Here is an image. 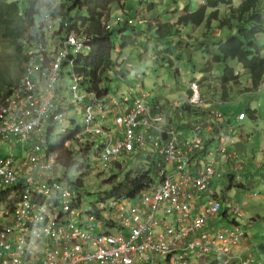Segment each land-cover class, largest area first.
Here are the masks:
<instances>
[{
	"label": "built area",
	"instance_id": "2783aa9c",
	"mask_svg": "<svg viewBox=\"0 0 264 264\" xmlns=\"http://www.w3.org/2000/svg\"><path fill=\"white\" fill-rule=\"evenodd\" d=\"M41 21L53 27L48 15ZM68 26L60 35L49 31L46 43L40 41L27 51L30 58L17 86L0 102V147L27 143L31 148L23 158L13 151L0 156V193L10 192L0 206V264H191L205 262L212 253L246 264L231 249L248 232L210 227L222 210L210 189L212 180L222 176L215 162L200 168L198 175L190 172L192 157L203 148L204 123L191 122L195 136L181 144L179 131L165 124L169 113H155L145 95L123 110L110 94L102 97L83 87L75 61L93 38L77 30L67 32ZM112 27L108 22L106 28ZM66 72L69 96L61 95L67 92L62 76ZM191 89L185 101L201 107L205 97L200 86L194 82ZM74 108L83 115L80 145L89 150L83 171L89 167L91 176L124 169L127 162L121 156L149 151L152 143L159 152L156 182L133 198L105 195L88 209L84 190L63 172L56 151H50L51 125L56 132L60 127L67 131L65 123L72 122L68 114ZM109 109L119 134L105 123ZM199 194L210 196L194 217ZM234 212L243 216L240 208Z\"/></svg>",
	"mask_w": 264,
	"mask_h": 264
},
{
	"label": "rangeland",
	"instance_id": "374dc122",
	"mask_svg": "<svg viewBox=\"0 0 264 264\" xmlns=\"http://www.w3.org/2000/svg\"><path fill=\"white\" fill-rule=\"evenodd\" d=\"M240 1L235 0L234 6L238 7ZM205 2L206 0H121L123 6H118V3L112 4L110 7L112 22L116 24L119 22L122 26L128 23L129 29L123 33L129 45L123 48L118 40V49L114 55L119 63L103 73L101 87L109 89L110 94L120 100L127 97L133 101L134 97L145 95L146 102L151 106L159 103L167 109L178 102L182 104L181 99L188 92V87L193 81L200 86L201 92L206 93L212 81L221 82L229 65L236 70L240 78L239 87L226 104L214 108L230 116L246 111L250 107L257 108L262 104L253 93H245L250 78L248 71L239 62L233 60L229 63L216 62L214 59L216 55H220V43L239 36V21L232 19L230 26H223L221 21L214 19L210 26L207 19L201 26L192 24L173 26L168 30H161L160 26H156L159 21H177L187 6L196 11L201 9ZM227 10H229L227 7L221 9V14H227ZM210 12L211 9L208 11V16ZM259 13L264 17V0L259 6ZM247 26L252 27L251 24ZM216 28L221 29V38H217L220 35L219 31L217 37L213 34ZM258 46L264 54V31L258 36ZM9 54L11 56H5L0 63V81L3 82L2 74L13 69L12 76L5 82L15 84L19 76V67L17 64L13 65L12 50ZM63 85L67 90L63 92L64 96H69L71 79L66 77ZM73 111L69 113V118L76 121V127L82 126V113ZM248 121L253 127L248 147L240 151V159L233 162L231 167L227 163H221L219 170L224 175L222 179L213 181L212 188L222 202L221 214L228 216L227 220H223L224 226L231 228L234 221H237L243 228H253L255 232L264 234V183L260 181L264 179V165L261 169L253 159L254 154L261 156L263 153L260 145L255 142L258 138L259 125H256L249 115ZM72 124L73 121L66 120L65 125L71 127ZM51 126L55 127V125ZM113 129L115 130L116 127ZM59 130L63 131L61 127ZM61 131H57V135ZM115 132L119 134L118 130ZM30 149L27 143H3L0 147V156H6L13 151L17 157L23 158L30 154ZM71 149H77L82 153L81 157L89 154V150L82 149L79 144L71 145ZM243 155L247 158L243 159ZM147 156L146 152L140 151L132 156L125 154L120 159L122 162H127L124 169L115 167L110 173L95 172L90 176L89 167L83 171L77 167H70L67 170L66 166H63V172H68L67 176L71 181L84 177L85 183L81 188L85 192L87 207L91 209V205L103 198L105 191L111 189L112 185L108 181L112 176L117 177L116 182H123L129 173L141 167H148ZM253 179L257 182L253 183ZM136 201L132 200V202ZM237 205L244 210L246 218L241 219L234 214V206ZM229 209L231 212H228ZM257 216H260V219L251 228L247 221ZM216 222L214 225L219 228ZM213 260L214 258L209 256L206 262ZM194 264H204V261Z\"/></svg>",
	"mask_w": 264,
	"mask_h": 264
},
{
	"label": "trees",
	"instance_id": "16d2710c",
	"mask_svg": "<svg viewBox=\"0 0 264 264\" xmlns=\"http://www.w3.org/2000/svg\"><path fill=\"white\" fill-rule=\"evenodd\" d=\"M261 1L241 0L239 6L235 7V0H206L201 9L193 11L187 6L177 21H159L156 26H160L161 30H168L173 26L190 24L201 26L207 19L210 26L214 19L221 21L223 26H230L232 19L239 21V36L220 43V55H216L214 59L216 62L229 63L231 60L239 62L248 71L251 79V85L245 91L253 92L260 89L264 79V54L258 46V36L264 31V17L259 13ZM115 3L123 6L121 0H59L58 2L54 0H0V63L5 56H11L9 51L12 50L13 65L17 64L19 67V76L15 84L5 82L12 76L13 69L2 74L0 102L6 100L17 86L24 63L30 58L27 51L36 49L40 41L46 43L47 34L51 30H55V35H60L66 23L69 24L67 32L77 30L93 38L88 50L78 55L75 61V70L84 80L83 87L97 90L102 97L109 95V89L101 87L103 73L119 63L114 55L118 49V40L123 48L129 45L123 33L129 29L128 23L122 26L119 22L117 24L112 22L110 7ZM225 7L229 10L223 15L221 9ZM209 9L211 12L208 16ZM44 14L51 17L53 21L51 29H48L41 21ZM108 22H112L114 27L107 29ZM249 24L252 27H248ZM217 38H221V35ZM69 74V72L62 73V76L67 77ZM221 81L223 98L227 99L230 96L228 90L230 85H239L240 78L236 70L228 65ZM72 121V126L59 135L56 130L54 132V126L49 129L50 140L55 138L50 144V151H56L59 161L67 167V170L70 167L82 169L89 161L87 156L80 157L82 153H79L77 149H71V145H80L79 134L82 130L81 126L76 127L74 119ZM87 141L90 146H93L92 140ZM147 159L148 167H141L129 173L123 182H116L117 177L112 176L108 181L112 187L109 191H105L104 195L133 198L142 190L151 187L159 175L155 158L148 156ZM84 183L83 177L75 181V184L81 187ZM4 193H0V206L7 203L10 192Z\"/></svg>",
	"mask_w": 264,
	"mask_h": 264
},
{
	"label": "crops",
	"instance_id": "0c3cea01",
	"mask_svg": "<svg viewBox=\"0 0 264 264\" xmlns=\"http://www.w3.org/2000/svg\"><path fill=\"white\" fill-rule=\"evenodd\" d=\"M222 34L221 29H216L213 33L215 36L217 32ZM219 35V36H220ZM69 77V76H67ZM250 78V75H249ZM194 83V82H193ZM214 82L210 83L211 87H214L213 90L210 89L204 94L205 99L201 104V107L198 106H191L185 100L186 96H192V84L188 87V92L182 97L181 102L182 104L176 103L168 107L167 109L163 108L159 103H155V113L162 114L165 112L169 113V123H165L167 126H171L172 128H176L180 134L181 144L185 140L192 139L195 136V132L192 128L189 127L191 122H198L202 121L204 123V143L202 151L192 157L191 165H190V172L193 175H198L200 168L204 167L207 163L214 161L215 167L218 173H221V177H216L212 180L210 184V189L215 194L216 198L219 200L217 193L212 188V183L215 179H222L223 172L219 170V167L222 162L225 164L227 163L229 167H231L233 162H236L240 159V151L246 150L248 147V143L251 140L250 134L253 127L251 123L248 121V115L252 118L256 125H259V133L258 138L255 140L261 147V152L263 153L261 156L254 154L253 159L255 160L256 164L262 169L264 165V79L261 83L260 89L245 93H253L256 95V99H260L262 104L257 106V108L250 107L246 111H241L239 114H234L230 116H226L221 110L214 108L215 106H221L228 102L229 98L233 93H235L236 89L239 85H230L229 93L230 96L227 99L223 98V88H222V81L219 83H215L217 85H213ZM251 85V79H249V83L246 86L248 88ZM64 87H66L64 85ZM245 88V89H246ZM201 90V89H200ZM200 92V91H199ZM61 94L64 95L63 92ZM115 100L120 103V106L123 110L129 108L136 97H134L133 101L130 98H122L121 100L112 96ZM108 97V102L112 101ZM138 97V96H137ZM190 108V109H189ZM112 109V108H111ZM73 112L79 111L82 113L78 108L72 109ZM71 112V111H70ZM69 112V113H70ZM247 114V117L244 120H241L239 116L241 114ZM221 114V115H219ZM69 115V114H68ZM106 125L110 126L112 129L116 127V123L114 120V111L108 110L107 117H106ZM211 123V124H210ZM180 127V128H179ZM188 128V129H187ZM208 128V129H207ZM192 129V130H191ZM218 137V138H217ZM154 144L150 143L151 149L149 151H144L147 153L148 156H158V150L153 147ZM205 147V148H204ZM5 148V147H4ZM209 148L211 150H209ZM209 150V151H208ZM244 152V151H243ZM153 154V155H152ZM147 156V157H148ZM244 156V155H243ZM247 158V157H243ZM243 165V164H242ZM171 171H173L171 169ZM235 180V179H234ZM264 183V179H261ZM253 183L257 182V180L253 179ZM200 195V196H199ZM198 200L196 201V206L193 210V216L195 217L201 211L203 206L207 203L209 199V194H199ZM220 201V200H219ZM221 202V201H220ZM222 203V202H221ZM236 208H240L243 213V216H239L237 213L234 212L238 217L241 219L246 218V213L244 210L239 206H234ZM234 209V210H235ZM228 212H231L229 209ZM228 216L220 214L210 225L215 231L218 230L220 232L234 230V228L239 227L241 230H245L248 232L247 236L240 240L236 246H232V253L237 256L243 257L247 263L246 264H264V234L260 232H255L252 226L254 223L260 219V216L250 218L247 221V224L252 228H243L240 222L234 221L232 227H226L223 225V220H227ZM217 221L215 224L218 225L219 228H216L214 222ZM221 221V222H220ZM223 227H221V225ZM210 256L214 258L213 261L204 262V264H240L238 261L227 260V257H220L216 253H212ZM252 256L253 259H249ZM199 263V262H196ZM191 264H194L193 262Z\"/></svg>",
	"mask_w": 264,
	"mask_h": 264
},
{
	"label": "bare ground",
	"instance_id": "6f19581e",
	"mask_svg": "<svg viewBox=\"0 0 264 264\" xmlns=\"http://www.w3.org/2000/svg\"><path fill=\"white\" fill-rule=\"evenodd\" d=\"M190 109V108H189ZM211 124V123H210ZM180 128V127H179ZM188 129V128H187ZM208 129V128H207ZM192 130V129H191ZM218 138V137H217ZM205 148V147H204ZM209 150H211L210 148H209ZM208 150V151H209ZM135 154V153H134ZM153 155V154H152ZM146 156V155H145ZM122 157V156H121ZM121 159V158H120ZM152 159V158H151ZM152 163V162H151ZM5 194V193H4Z\"/></svg>",
	"mask_w": 264,
	"mask_h": 264
}]
</instances>
